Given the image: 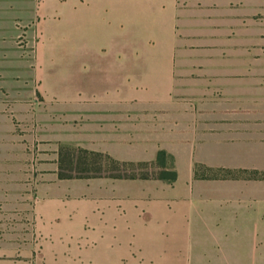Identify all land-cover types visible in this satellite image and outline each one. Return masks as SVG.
I'll return each instance as SVG.
<instances>
[{"label": "rangeland", "instance_id": "obj_1", "mask_svg": "<svg viewBox=\"0 0 264 264\" xmlns=\"http://www.w3.org/2000/svg\"><path fill=\"white\" fill-rule=\"evenodd\" d=\"M34 3L39 18L0 28V264H93L97 251L100 264H172L171 244L157 257L166 243L147 225L149 200L218 195L264 210V0H174L172 42L130 60L133 72L172 68L174 81L157 96L135 83L130 116L82 104L92 94L77 73L91 65L74 26L44 11L70 0ZM112 64L100 59L101 80ZM103 196L140 210L83 213Z\"/></svg>", "mask_w": 264, "mask_h": 264}, {"label": "crops", "instance_id": "obj_2", "mask_svg": "<svg viewBox=\"0 0 264 264\" xmlns=\"http://www.w3.org/2000/svg\"><path fill=\"white\" fill-rule=\"evenodd\" d=\"M34 2L35 0H0V28L11 34L16 20L39 18L41 12L36 10ZM52 8L46 5V15L53 19L59 12L60 26H74L77 56L91 65L86 71L82 69V72L77 73L81 77L79 90H90L92 94L91 98L81 99L83 105L113 108L110 110L116 114L130 116L134 101L132 92L136 90L137 83L144 89L155 91L156 96L160 82L173 83L172 68H167L166 72L161 67L133 72L130 60L143 59L146 57L145 52L153 51L154 48L151 50L149 43L172 42L171 27L176 19L174 0H70L67 6ZM101 58L113 60L112 65L115 66L109 70L108 76L114 77L100 79ZM133 74L137 77L133 78ZM147 74L150 75L149 78L142 77ZM163 75L168 78L160 77ZM101 83L105 85L101 87ZM100 90L117 93H114L113 98L96 100L93 95L99 96ZM153 101H140L135 105L154 104ZM123 124L124 134L130 138V118H125ZM126 146L130 145H124ZM113 198L119 199V206L110 204L109 200ZM124 198L103 196L83 199V213L93 214V210L98 207L97 210L108 213L112 219L115 212H127L130 217L133 210H140L123 201ZM90 201L93 202L89 205ZM94 202L102 203L103 206H94ZM149 203L147 207H143V211L150 216L147 225L158 229L160 243H166V246L159 249L157 257L165 259L171 244L172 264H264V210H245L237 205L239 201L234 197L218 195L181 196L170 202L154 199L149 200ZM151 219H156L157 224ZM108 230L101 234L113 233V229ZM101 250L106 252L102 254L106 260L115 259L114 248L106 247ZM98 252L92 254L95 260L93 264H100Z\"/></svg>", "mask_w": 264, "mask_h": 264}]
</instances>
